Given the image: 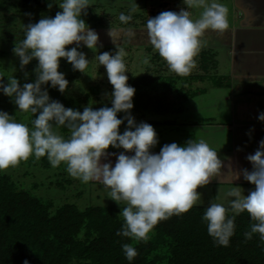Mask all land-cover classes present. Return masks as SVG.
Wrapping results in <instances>:
<instances>
[{"label": "clouds", "instance_id": "1", "mask_svg": "<svg viewBox=\"0 0 264 264\" xmlns=\"http://www.w3.org/2000/svg\"><path fill=\"white\" fill-rule=\"evenodd\" d=\"M183 4L186 8L179 12L162 11L149 17L144 31L148 43L169 68L187 76L196 67L195 57L207 45L203 39L205 32L222 34L229 28V22L228 9L216 0H183ZM58 6L62 11L54 17L44 16L24 26V38L13 48L21 68L33 59L37 61L33 70L35 80L21 86L14 76L7 83L0 79V93L11 98L19 111L35 115L30 128L0 111V171L16 167L32 156L36 159L47 156L53 167L64 163L71 177L82 183L99 182L110 189V198L118 205L126 202L121 212L124 226L117 235L146 243L149 233L160 221L179 216L202 203L197 188L220 175L222 160L207 143L192 139L183 145L164 144L159 153L152 151L158 143L157 133L152 125L137 123L131 114L135 88L127 83L124 49L117 48L120 33L111 28L108 35L116 46L115 54L105 51L96 55L112 85L111 106L95 110L85 106L81 112L52 100L45 85L64 93L69 84L64 73L58 71L60 58L69 62L73 70L85 73L90 61L79 49L83 45L95 52L99 41L98 33L82 18L87 15L89 0H62ZM192 8H203L199 19L191 18L189 9ZM119 20L128 24L132 17L121 13ZM125 35L131 38L135 32L129 30ZM144 62L147 64L148 60ZM118 113L124 115L118 118ZM257 119L264 122V112ZM125 120L121 133L120 126ZM61 127L69 130L68 138L54 131ZM109 146L123 151L108 152ZM110 156L116 157L114 165L108 159ZM246 159L251 163V171H235L233 180L242 176L254 188L247 195L237 189L227 195L234 215L246 211L255 221L250 232L244 234L245 238L251 239L258 233L264 240V138ZM202 219L214 243L227 247L234 235V216L229 218L222 204L210 203ZM122 248L129 262L138 255L129 244ZM23 264L29 262L25 260Z\"/></svg>", "mask_w": 264, "mask_h": 264}, {"label": "trees", "instance_id": "2", "mask_svg": "<svg viewBox=\"0 0 264 264\" xmlns=\"http://www.w3.org/2000/svg\"><path fill=\"white\" fill-rule=\"evenodd\" d=\"M60 1L21 0V3L25 8L48 9ZM86 11L87 15L82 18L93 23L90 27L95 28L94 24L97 28L104 27L101 16L92 7ZM122 13L132 17L128 24L119 20L122 26L136 27L147 23L144 18L135 21L138 12ZM204 54L206 52L200 51L198 57L202 59V66H206ZM3 55L0 50V57ZM152 59L164 60L157 51L152 54ZM126 75L129 77L127 83L135 88L130 110L133 115L179 111L182 102L197 91V86L184 90L186 81L200 77L194 74L181 76L175 72L163 74L149 69L139 76ZM108 84L112 87L109 81ZM44 87L52 100L81 112L84 109L81 103L101 91L98 84L90 85L82 97L74 98L56 88ZM34 118L35 115L32 120ZM32 120L26 123L30 128ZM62 133L65 138L70 135L64 127ZM21 164L25 169L18 173L16 167L0 171V264H23L25 260L29 264H264V240L258 233L251 239L245 238L244 234L250 232L255 223L246 211L234 215L230 206L223 205L228 217L234 216L235 224L234 235L227 247L216 245L208 235L207 224L202 219L208 205L201 204L179 216L160 221L145 243L117 235L124 226L123 205L89 204L82 207L78 201L55 198L58 194L43 197L40 187L44 183L38 180V170L53 167L47 156L39 159L32 156ZM62 164L56 167L59 168L57 177L46 184L49 189L53 185L57 191L67 190L74 181L60 171ZM83 194L84 191L78 190L77 196ZM124 244L137 250L138 255L131 262L125 257Z\"/></svg>", "mask_w": 264, "mask_h": 264}, {"label": "crops", "instance_id": "3", "mask_svg": "<svg viewBox=\"0 0 264 264\" xmlns=\"http://www.w3.org/2000/svg\"><path fill=\"white\" fill-rule=\"evenodd\" d=\"M174 2L178 3V11L186 8L183 0ZM216 2L228 9L229 28L222 34L205 32L203 39L207 45L201 51L206 52V66H202L198 54L197 68L190 73L200 76L196 93L182 102L179 111L144 112L133 117L137 123L146 122L156 131L158 143L152 149L154 153H159L164 144L183 145L191 139L203 141L217 151L222 160L221 173L197 188L202 199L199 205L217 202L230 206V190H241L247 195L254 188L242 176L233 180L234 172L251 171L246 156L254 154L264 138V122L257 119L264 112V0ZM202 11L203 8L189 9L193 20L199 19ZM126 123L125 120L121 124V133ZM107 151L119 154L123 149L109 146ZM108 159L114 165L116 157Z\"/></svg>", "mask_w": 264, "mask_h": 264}, {"label": "rangeland", "instance_id": "4", "mask_svg": "<svg viewBox=\"0 0 264 264\" xmlns=\"http://www.w3.org/2000/svg\"><path fill=\"white\" fill-rule=\"evenodd\" d=\"M61 2L62 0L53 8L38 9L23 7L21 0H0V50L4 52L3 57H0V75L4 77L0 79H3L5 83H7L8 78L10 79L13 76L18 79L21 86L28 81L35 80V72L33 70L37 65V61L33 59L28 65L21 68L19 58L14 55L13 48L15 45L19 46V43L24 38V26L29 23H36L44 16L51 17L58 11H62L58 6ZM89 3L90 6L88 8L92 7V10H94L97 15L101 16V22L104 27L97 28L94 24L95 28H92L90 26H93V23L85 21L99 36L98 47L95 52L83 45H81L79 49L85 53L86 59L90 61L85 73L73 70L69 62L64 58H60L58 71L64 73L65 78L69 81L64 95L80 98L88 91L90 85L98 84L101 91L98 94L93 93L90 99L81 103V106L83 108L85 106H91L94 110L105 106H111L110 95L112 87L108 84L104 66L98 64L96 57V55L105 51L115 54L117 50L108 35L110 28L120 33L117 48L124 49V62L128 70L126 73L139 76L148 69L152 72H160L163 74L174 72L169 68L165 60L161 61V63L158 60L152 59V54L156 50L154 48L148 49L151 45L148 43L144 31L146 25H137L136 27L130 25L122 26L119 22V15L123 11L130 14L138 12V17L135 18V21L140 22L143 18L148 20L149 17H155L162 11L179 12L177 9L179 6L175 5L177 2H174V0H89ZM129 30L135 32L134 37L129 38L125 35ZM99 45H102V47ZM73 46L75 45H68L66 48ZM146 59L148 60L147 64L144 62ZM196 68L197 63L194 69L196 70ZM25 73H28L27 77H25ZM214 78L217 80V77ZM198 82L196 78L187 80L184 90L187 88L192 90L195 86L199 85L197 84ZM185 85L182 86L184 87ZM0 111H5L9 115L14 116V119L19 123L26 124L33 118L31 113L19 111L11 98L2 93H0ZM117 115L122 117L124 114L118 113ZM54 131H56L57 134H63L62 127L54 128ZM21 163L22 161L16 166V173L25 169ZM60 171L65 172L66 176L74 180L67 187V190L57 191L58 188L54 189L53 185L50 189L46 187L49 180L57 177L56 173L59 172V168L50 167V169L38 170V180L44 183V185L42 184L43 186L40 185V193L43 197L58 194L55 198L78 201L82 207L89 204H117L110 198V189L102 186L98 182L90 181L88 183H82L79 179L71 177L66 171V164L64 163L60 167ZM78 190L84 191L83 196H77ZM58 200L55 201L58 202ZM119 204L126 206V202L123 201Z\"/></svg>", "mask_w": 264, "mask_h": 264}]
</instances>
